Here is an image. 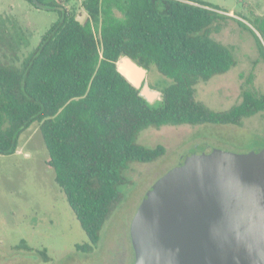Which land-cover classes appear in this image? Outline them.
<instances>
[{"label": "trees", "instance_id": "1", "mask_svg": "<svg viewBox=\"0 0 264 264\" xmlns=\"http://www.w3.org/2000/svg\"><path fill=\"white\" fill-rule=\"evenodd\" d=\"M57 18L19 64L0 55V154L15 153L21 133L39 124L48 165L93 251L100 231L123 199L119 186L131 162H153L165 153L144 146L139 133L164 125H240L264 111V94L248 89L227 109L195 97V85L236 64L232 49L213 39L229 17L203 0H82V22L61 0H25ZM264 36V15L238 12ZM249 30L261 56L264 47ZM128 55L170 82L148 102L115 66ZM17 248L23 247L18 244ZM24 248V247H23ZM27 249V248H26ZM38 253L45 257L44 250Z\"/></svg>", "mask_w": 264, "mask_h": 264}, {"label": "rangeland", "instance_id": "2", "mask_svg": "<svg viewBox=\"0 0 264 264\" xmlns=\"http://www.w3.org/2000/svg\"><path fill=\"white\" fill-rule=\"evenodd\" d=\"M61 1L83 14L84 20L82 0ZM203 1L229 16L220 31L211 36L232 49L236 64L223 74L197 83L196 99L211 109L224 110L241 100L244 89L264 94V57L253 34L237 21L249 26L264 47V36L237 14L264 15V0ZM56 18V12L35 8L25 0H0L1 57L5 54L14 60L15 52L19 64ZM145 79L156 89L170 82L154 66ZM137 141L148 147L162 144L165 153L153 162H131L123 171L128 180L119 186L123 199L105 221L97 247L84 252L75 246L87 243L88 238L47 163L48 151L39 124L34 122L25 129L19 137V152L0 154V264H132L130 224L152 184L196 144L235 153L264 148V111L244 118L240 125L149 127L139 133ZM18 244L24 248L15 247ZM39 250L45 251L46 260Z\"/></svg>", "mask_w": 264, "mask_h": 264}, {"label": "water", "instance_id": "3", "mask_svg": "<svg viewBox=\"0 0 264 264\" xmlns=\"http://www.w3.org/2000/svg\"><path fill=\"white\" fill-rule=\"evenodd\" d=\"M115 66L148 102L161 99L146 67L125 54ZM130 239L132 264H264V148L196 144L147 190Z\"/></svg>", "mask_w": 264, "mask_h": 264}, {"label": "crops", "instance_id": "4", "mask_svg": "<svg viewBox=\"0 0 264 264\" xmlns=\"http://www.w3.org/2000/svg\"><path fill=\"white\" fill-rule=\"evenodd\" d=\"M16 152H19V150H17Z\"/></svg>", "mask_w": 264, "mask_h": 264}]
</instances>
